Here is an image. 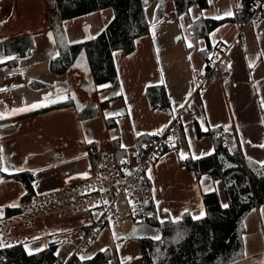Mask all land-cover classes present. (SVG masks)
Returning <instances> with one entry per match:
<instances>
[{
	"label": "crops",
	"instance_id": "1",
	"mask_svg": "<svg viewBox=\"0 0 264 264\" xmlns=\"http://www.w3.org/2000/svg\"><path fill=\"white\" fill-rule=\"evenodd\" d=\"M163 2L165 16L156 23L152 24L158 3L145 8V17L152 25L147 35L136 39L134 51L129 55L113 52L118 84L101 85L91 92L82 88L80 72L55 75L49 71L48 60L55 56L56 47L47 30L42 0L0 2V23L4 22L0 31V119L27 114L53 100L65 98L67 94L75 96L78 102L98 106L97 114L85 120H78L74 108L67 106L12 122L15 131L0 137V169H7L0 171V216L5 206L18 204L25 192L20 182L5 179L4 174L32 172L35 194L39 195L90 177L95 168L92 158L103 142H108L111 150L114 143L121 161L133 168L138 155L135 138L165 132L175 120L174 138L178 150L162 155L146 172L155 213L151 222H176L184 214L192 219L198 217L194 220L204 217L201 196L212 191L217 193L220 203L225 204L223 182L213 181L207 175L197 179L193 172L179 165V157L200 158L213 152L209 137L197 139L196 124L201 131L225 128L231 134L229 138L225 137L229 139V142L224 141L226 144L235 142L243 160L264 165L261 115L264 109V21L254 15L242 28L235 22H228L213 30L209 42L226 49L228 75L223 80L218 76L204 79L205 61L200 52L206 44L189 34V26L200 18H232V1L212 0L207 9L192 6L191 11L178 17L174 14L172 1ZM226 10H231L233 15L225 16ZM27 13L30 23H25ZM217 16L222 18L217 19ZM111 17L112 10L105 9L65 21L63 28L69 42L79 41L87 33L96 36ZM23 35L30 36L26 55L19 56L1 43L4 39L13 40ZM31 81L46 87L31 88ZM157 85L164 86L173 104L171 109L153 111L150 108L145 90ZM85 87L89 88L88 77ZM105 101L108 106L101 109L99 105ZM191 113L195 115L191 116ZM110 124L114 127L110 128ZM179 133L183 139H177ZM85 145L94 146L95 151L89 153ZM82 165L89 168L80 174ZM21 168L24 170L19 171ZM45 181L52 184L48 189ZM119 201L117 208L123 218L108 217L101 227L110 225L112 219L111 226L103 230L112 235L117 264H142L137 240L156 238L157 233L151 230L148 222L128 220L124 216L128 207L126 198L122 196ZM165 209L169 211L165 212ZM94 218L97 216L90 212L52 222L50 228L35 223L17 228L13 233L37 232L32 239L21 242L28 255L54 244L56 262H68L74 254L78 262L81 259L77 256L83 249L79 248L82 228ZM243 224L244 257L231 264H260L264 261V205L247 215ZM63 236H68L69 241H62ZM2 247L7 246L0 243ZM108 249L97 252H106L107 262Z\"/></svg>",
	"mask_w": 264,
	"mask_h": 264
},
{
	"label": "trees",
	"instance_id": "2",
	"mask_svg": "<svg viewBox=\"0 0 264 264\" xmlns=\"http://www.w3.org/2000/svg\"><path fill=\"white\" fill-rule=\"evenodd\" d=\"M6 0H0V2ZM45 5L44 17L47 30L52 34L56 47V54L48 61L49 71L55 75L68 74L78 71L82 74L81 86L85 91H96L98 86L118 84L117 72L112 54L120 51L124 55L131 54L135 49L136 39L147 35L151 25L165 16L163 0H42ZM176 17L184 14L192 6L200 9L209 7L207 0H171ZM262 0H233L234 16L232 18L215 20L200 18L194 21L188 29L191 36L205 41V48L200 52L205 61L203 78L216 77L218 72L212 71V64L218 53L226 49L209 42V34L219 26L235 22L240 28L249 22L254 15L264 21V4L256 5ZM157 2L154 20L149 23L145 17V8ZM105 9L112 10V17L96 36L88 33L79 41L69 42L63 23L93 12ZM4 22L0 23V31ZM29 35L17 36L13 40H2L8 49L16 51L19 56L29 53ZM8 43V45H7ZM225 63H221L224 65ZM89 79V88L85 87ZM220 78V77H219ZM223 80L224 78H220ZM31 88L46 87L42 83L31 81ZM67 94L65 98L53 100L49 104L39 106L27 114L13 118L0 119V137L12 134L16 126L13 121L23 117L36 115L42 111H50L72 106L76 118L85 120L92 118L98 112V106L91 103H81ZM145 97L153 111H166L173 104L167 96L164 86H150L145 90ZM105 109L108 102L100 103ZM264 123V109L261 111ZM176 123L174 128L176 129ZM198 138L209 137L213 144V152L200 157L178 158L179 165L198 178L209 176L213 181H221L224 185L225 204L220 203L216 192L202 194L205 210L204 217L194 220L184 214L179 221H167L162 224L151 222L161 232L159 239L139 238L137 240L142 264H231L244 257L243 235L245 228L243 221L256 208L264 205V165L243 160L238 145L235 142L226 144L224 137L230 135L225 128L214 127L201 131L195 126ZM170 133L163 136V154L177 151L178 143ZM155 135H141L135 138L138 153L145 150V145L156 139ZM89 153L95 151L94 146H86ZM118 148L112 144V155L116 163L121 164ZM161 155V156H162ZM160 156V157H161ZM94 166L97 158H92ZM157 162V161H156ZM5 179L20 182L25 190L18 200V204L5 206L0 221L8 220L20 214V205L30 200L35 194L32 172H20L3 175ZM152 209V207H151ZM56 246L50 244L46 249L28 255L22 243H15L11 247L0 248V264H54ZM106 252H99L92 258L68 264H104L107 262Z\"/></svg>",
	"mask_w": 264,
	"mask_h": 264
},
{
	"label": "built area",
	"instance_id": "3",
	"mask_svg": "<svg viewBox=\"0 0 264 264\" xmlns=\"http://www.w3.org/2000/svg\"><path fill=\"white\" fill-rule=\"evenodd\" d=\"M264 4V0L256 5L254 14L258 7ZM226 52L218 53L212 64V71L218 72L220 78L228 75L226 65ZM221 63H225L221 65ZM195 114L191 113V116ZM172 126L165 132L153 134L156 139L145 145V150L138 153L136 164L129 168L126 163L115 162L111 146L103 142L95 151L97 163L90 177L78 180L56 189L47 191L26 200L20 205V214L8 220H4L0 226V242L3 246L21 243L30 240L37 235L36 231L13 233L17 228L33 225H43L45 228L52 227V222L70 219L71 217L88 214L94 210L101 211V215L92 219V222L82 228L81 242L79 248L86 247L99 233L106 217L115 220L123 218L117 208V201L122 196L128 203L124 216L135 223L149 222L154 219L155 213L151 199L149 184L146 179L148 168L156 163L163 154V136L170 133L174 138L176 129ZM152 207V209H151ZM62 241H69L68 236H63ZM76 254L65 263L76 262Z\"/></svg>",
	"mask_w": 264,
	"mask_h": 264
},
{
	"label": "rangeland",
	"instance_id": "4",
	"mask_svg": "<svg viewBox=\"0 0 264 264\" xmlns=\"http://www.w3.org/2000/svg\"><path fill=\"white\" fill-rule=\"evenodd\" d=\"M232 1V5H233V0H231ZM235 1V0H234ZM37 10H40L39 9V7L37 8ZM29 16H28V13H27V19H26V17H25V23H27V22H29L30 21V19L28 18ZM36 20H37V18H36ZM30 23V22H29ZM213 78H216V77H213ZM212 79V78H211ZM110 128H113L114 126H113V124H110V126H109ZM182 133H179V135H178V137H177V139H180V138H184L182 135H181ZM231 135V134H230ZM229 135V136H230ZM228 136V135H227ZM229 136H228V138H229ZM226 137V136H225ZM225 137H224V140L225 141H227V142H229V139H225ZM197 139H199V138H197ZM226 142V143H227ZM88 166H84V165H82L81 167H80V169H79V171H80V174L81 173H84V170L86 169V170H88ZM45 185H48V186H46L45 188L46 189H48V187H50V185H52L51 184V182L50 181H45ZM226 202V201H225ZM119 203H120V201L119 202H117V206L119 205ZM93 213H94V215L95 216H100L101 215V211L100 212H95V210L94 211H92ZM108 217H110V216H108ZM108 217H106V219L108 218ZM111 223H113V221H112V219H111V221L109 222V224L110 225H106V226H104L103 228H105V227H110L111 226ZM132 225V224H131ZM139 225V227H143V226H145V224H133L132 226H138ZM151 227L150 228H152L151 230H153V231H155L156 233H157V236L160 238V236H161V232H160V230H159V228L158 227H156V226H153V225H150ZM103 228L101 227L100 228V231H99V233L96 235V237L94 238V240H92L85 248H83V249H81L80 251H79V254H78V258L79 259H81V260H85V259H89V258H91L94 254H96L98 251H103V250H105V249H108V247H109V249H110V255H109V260H108V262L106 263V264H117V258H116V255H115V253H114V243H113V240H112V235H111V233H109L107 230H103ZM120 230V229H119ZM122 230H120V232H121ZM102 232H104V234H103V236L101 237V233ZM123 232V231H122ZM156 236V237H157ZM101 237V238H100ZM152 239H156V238H152ZM1 243V242H0ZM2 245H3V243H1ZM108 249V250H109ZM82 257L84 258V259H82Z\"/></svg>",
	"mask_w": 264,
	"mask_h": 264
},
{
	"label": "snow or ice",
	"instance_id": "5",
	"mask_svg": "<svg viewBox=\"0 0 264 264\" xmlns=\"http://www.w3.org/2000/svg\"><path fill=\"white\" fill-rule=\"evenodd\" d=\"M208 2H209V3H212V0H208ZM189 11H191V9H190ZM224 15H225V16H231V15H233V13H232L231 10H226V11L224 12ZM216 18H217V19H220V18H222V17L217 16ZM189 47H191V45H189ZM72 98L75 99V96H73ZM32 107H37V105H33ZM88 142L91 143L92 141L89 140ZM262 146H264V145H262ZM23 170H24V169H22V168L19 169V171H23ZM0 171H7V169H6V168H5V169H0ZM149 179H151V174H150V172H149ZM223 207H224V208H227L228 205H227V204H224ZM164 211H165V212H168L169 210L165 209ZM186 211H187V210H186ZM193 218L195 219V218H198V217H193ZM177 219H178V218H177ZM161 222L163 223V221H161ZM156 239H159V237L157 236ZM8 247H11V245H8ZM30 254H31V253H30ZM82 259H84V258L82 257ZM260 264H264V261H261Z\"/></svg>",
	"mask_w": 264,
	"mask_h": 264
}]
</instances>
